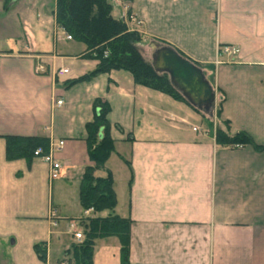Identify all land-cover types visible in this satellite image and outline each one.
<instances>
[{
	"label": "crops",
	"instance_id": "1",
	"mask_svg": "<svg viewBox=\"0 0 264 264\" xmlns=\"http://www.w3.org/2000/svg\"><path fill=\"white\" fill-rule=\"evenodd\" d=\"M111 2L141 47L154 40L197 64L215 109L223 99L220 119L231 134L246 132L264 147V0ZM55 12L41 0H0V264H60L78 242L68 225L85 211L79 188L93 165L86 125L98 100L109 106L114 151L95 174H111L114 213L131 221L129 264H264V151L217 145L216 116L211 126L126 71L71 83L97 62L64 36ZM221 47L238 52L221 55ZM7 136L47 138L59 178L49 179L38 159L7 161ZM93 264H122L116 238L95 241Z\"/></svg>",
	"mask_w": 264,
	"mask_h": 264
},
{
	"label": "trees",
	"instance_id": "2",
	"mask_svg": "<svg viewBox=\"0 0 264 264\" xmlns=\"http://www.w3.org/2000/svg\"><path fill=\"white\" fill-rule=\"evenodd\" d=\"M129 1V0H125ZM111 0H56L55 20L57 25L76 43L85 46L83 58L97 62L93 71L72 80L71 83L90 79L96 75L122 70L130 73L135 84L184 101L171 86L166 74L154 71L150 62L143 57L141 35L131 31L126 22L113 15ZM180 54V53H179ZM182 55V54H181ZM223 99L218 101L213 116H205L211 126L216 116L215 140L221 147L251 146L257 151L264 147L256 144L243 131L231 134L230 123L220 119ZM94 121L86 125L88 156L92 166L86 167L79 188V200L83 210L92 209L91 216L82 224L84 238L73 244L62 262L69 264H93L95 241L114 237L120 247L122 264H129V227L131 221L114 213L116 197L112 186V176L95 174L102 169L114 151V142L109 136L107 121L109 106L100 100L94 104ZM5 155L7 161L24 159L32 162L34 152L40 148L48 153L49 140L45 137L7 136ZM39 259L45 260V244L34 247Z\"/></svg>",
	"mask_w": 264,
	"mask_h": 264
},
{
	"label": "water",
	"instance_id": "3",
	"mask_svg": "<svg viewBox=\"0 0 264 264\" xmlns=\"http://www.w3.org/2000/svg\"><path fill=\"white\" fill-rule=\"evenodd\" d=\"M148 46L154 71L166 74L171 86L189 106L205 116H213L216 94L203 70L170 46L154 40Z\"/></svg>",
	"mask_w": 264,
	"mask_h": 264
},
{
	"label": "built area",
	"instance_id": "4",
	"mask_svg": "<svg viewBox=\"0 0 264 264\" xmlns=\"http://www.w3.org/2000/svg\"><path fill=\"white\" fill-rule=\"evenodd\" d=\"M126 16H124L125 18ZM129 20L130 21H133L134 23H137L138 25L140 24L139 21L135 20L132 16L129 17ZM64 36L68 39V40H72L71 36L66 34L65 32L63 33ZM238 52L237 48H234V47H221L219 49V53L221 55H234ZM4 54H2V52L0 51V59L3 57ZM45 71L44 67L41 65V64H38L36 65L35 67V72L37 74H40V73H43ZM68 73V70L67 69H59L57 71V74L58 75H63V74H67ZM56 104L59 106L61 105V101H57ZM196 130V129H194ZM63 145V142H60L57 146V148H60L61 146ZM34 156L36 159L42 161V162H45L49 165L50 169H49V179L51 180H55L57 178H59V175H60V164L57 163L52 155L50 153H46V154H43L42 150L40 148L36 149L35 152H34ZM92 212V209H88V210H85L84 213H83V219H85L89 213ZM53 217H55V213H53L52 215ZM56 223L54 222L53 223V226H55ZM70 233L71 235L73 236V238L75 240H77L78 242L81 241L82 239V234L81 232L78 231L77 229V226L74 224V223H71L70 224ZM60 264H68L66 262H61Z\"/></svg>",
	"mask_w": 264,
	"mask_h": 264
},
{
	"label": "rangeland",
	"instance_id": "5",
	"mask_svg": "<svg viewBox=\"0 0 264 264\" xmlns=\"http://www.w3.org/2000/svg\"><path fill=\"white\" fill-rule=\"evenodd\" d=\"M34 1H36V0H34ZM41 1H43V4L44 5H46L47 6V8L48 7H52L53 5H55V8H56V0H41ZM121 2H127V1H125V0H120ZM141 50H142V54H143V57L145 58V57H148L149 56V54L151 53V49H149V47H148V44H146V45H144L142 48H141ZM148 59V58H147ZM207 117V116H206ZM86 222V220H81V222L79 223V224H81V229H80V227H79V224L77 225L76 223L77 222H75V225L77 226V229L79 230L80 229V231L79 232H81L82 233V239L84 238V228H83V226H82V224H84ZM70 222H68V224H69ZM69 226H70V224L68 225V228H69ZM81 239V240H82Z\"/></svg>",
	"mask_w": 264,
	"mask_h": 264
}]
</instances>
